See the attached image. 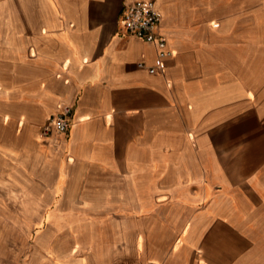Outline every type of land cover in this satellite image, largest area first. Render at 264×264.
<instances>
[{
	"label": "crops",
	"instance_id": "crops-1",
	"mask_svg": "<svg viewBox=\"0 0 264 264\" xmlns=\"http://www.w3.org/2000/svg\"><path fill=\"white\" fill-rule=\"evenodd\" d=\"M136 1L162 17L155 74ZM0 46L39 87L0 132V264H264V0H0ZM65 106L68 134L24 128ZM36 179L49 210H5ZM79 191L90 210H60Z\"/></svg>",
	"mask_w": 264,
	"mask_h": 264
},
{
	"label": "rangeland",
	"instance_id": "rangeland-1",
	"mask_svg": "<svg viewBox=\"0 0 264 264\" xmlns=\"http://www.w3.org/2000/svg\"><path fill=\"white\" fill-rule=\"evenodd\" d=\"M4 50L0 46V132L4 142H9L17 136V124L21 117H26L29 110L27 109L28 102L38 101L39 87L38 86H26L20 85V82L13 74V65L11 56L9 54L1 53ZM58 113L51 116L53 118ZM7 118V122H5ZM47 121H25L24 128L34 127L36 128L43 138L50 136L44 135V127L47 125ZM20 135V133H19ZM22 135V133H21ZM9 168L13 169V165L9 163ZM25 180L26 173L23 175ZM33 188V193L35 198L33 200L34 208L27 207L26 198L20 199L18 207H9L5 210H49L46 208L47 204L43 201L41 197L42 186L39 182L35 181ZM80 191L74 196L64 197L61 200V209L64 210L67 215H75L79 213L80 210H90L85 204L82 203V198L80 197ZM38 231H36L37 233Z\"/></svg>",
	"mask_w": 264,
	"mask_h": 264
},
{
	"label": "built area",
	"instance_id": "built-area-1",
	"mask_svg": "<svg viewBox=\"0 0 264 264\" xmlns=\"http://www.w3.org/2000/svg\"><path fill=\"white\" fill-rule=\"evenodd\" d=\"M161 21L162 17L154 1H136L125 8L122 16L124 29L129 36L157 47L155 64L148 68L150 74L163 71L166 68L165 60L171 55L167 49V39L160 32ZM138 67L145 66L139 64ZM71 113V108L63 107L56 116L49 119L44 128V135L48 136L53 131L60 135L68 134Z\"/></svg>",
	"mask_w": 264,
	"mask_h": 264
}]
</instances>
